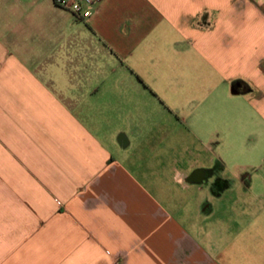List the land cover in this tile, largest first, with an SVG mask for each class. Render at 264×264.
I'll list each match as a JSON object with an SVG mask.
<instances>
[{
    "label": "crops",
    "instance_id": "crops-1",
    "mask_svg": "<svg viewBox=\"0 0 264 264\" xmlns=\"http://www.w3.org/2000/svg\"><path fill=\"white\" fill-rule=\"evenodd\" d=\"M263 135L264 0H0V264H264Z\"/></svg>",
    "mask_w": 264,
    "mask_h": 264
},
{
    "label": "rangeland",
    "instance_id": "rangeland-1",
    "mask_svg": "<svg viewBox=\"0 0 264 264\" xmlns=\"http://www.w3.org/2000/svg\"><path fill=\"white\" fill-rule=\"evenodd\" d=\"M158 85V82L156 83ZM154 120H152L153 122ZM155 136V133H152ZM264 139V135L262 137ZM261 138V140H262ZM264 140L258 141L256 143L247 141L245 145H242V153L232 154L229 159H227L226 175L233 178L232 174L239 172L240 170L255 169L264 166ZM188 157H185V162Z\"/></svg>",
    "mask_w": 264,
    "mask_h": 264
},
{
    "label": "built area",
    "instance_id": "built-area-1",
    "mask_svg": "<svg viewBox=\"0 0 264 264\" xmlns=\"http://www.w3.org/2000/svg\"><path fill=\"white\" fill-rule=\"evenodd\" d=\"M102 1L103 0H54L56 5L70 10L80 19L91 17Z\"/></svg>",
    "mask_w": 264,
    "mask_h": 264
},
{
    "label": "water",
    "instance_id": "water-1",
    "mask_svg": "<svg viewBox=\"0 0 264 264\" xmlns=\"http://www.w3.org/2000/svg\"><path fill=\"white\" fill-rule=\"evenodd\" d=\"M233 92H234V93H237L238 90H237L236 88H233ZM195 174H196V173H195Z\"/></svg>",
    "mask_w": 264,
    "mask_h": 264
}]
</instances>
